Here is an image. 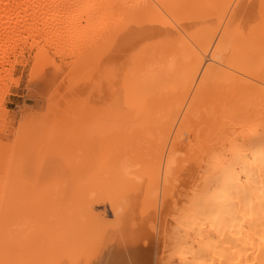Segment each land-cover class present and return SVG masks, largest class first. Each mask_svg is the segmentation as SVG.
Masks as SVG:
<instances>
[{"label":"bare ground","instance_id":"bare-ground-1","mask_svg":"<svg viewBox=\"0 0 264 264\" xmlns=\"http://www.w3.org/2000/svg\"><path fill=\"white\" fill-rule=\"evenodd\" d=\"M26 50L34 52L33 72L42 63L51 64L52 53L61 60L72 57L67 65L83 73L86 80L79 79L86 81L85 88L79 73L74 74L75 86L88 94L69 85L75 96H65L66 90L61 96L77 101L85 95L80 108L68 101L79 109H71L74 115L67 111L72 120L66 116L72 129H79L72 131L77 136L68 132L71 126L62 128L71 141L78 137L77 144L60 136L61 129L51 126L47 135L42 124L37 126L44 119L54 120L53 125L62 120L60 110L69 109L67 101L64 108L56 106L61 115L50 110L54 116L36 126L4 134L9 123L2 121L10 115L4 100L10 85L21 81L12 73L16 65L27 63ZM199 136L208 138L209 145L198 144L193 157L200 158L205 172H195L191 186L174 195L186 201L174 239L176 259L179 264H264V0H0V264H148L151 255L139 240L143 229L141 236L131 234L136 238L122 233L125 210L135 201L129 198L134 180L162 181L166 191L176 166V172L185 170L176 165L179 152H186L184 143ZM72 149L71 158L77 154L79 160L71 173ZM37 162L49 172L59 166L57 173L69 164L64 174L76 172L79 178L73 176L72 182L69 176V183L61 178L67 188L58 182L60 192H50L58 196L50 200L47 191L50 201L40 200L28 174ZM44 177L42 183L59 179ZM70 183L75 184L71 194ZM101 193L108 196L117 232L104 210H93L99 198L93 194ZM165 198L159 199L161 205ZM137 199L138 205H152ZM44 203L54 210L62 204L69 208L59 210L63 222L53 213L62 224L49 215L57 229L48 226L53 223L41 208ZM76 211L79 217L86 215L84 222L82 217L76 221Z\"/></svg>","mask_w":264,"mask_h":264},{"label":"rangeland","instance_id":"rangeland-1","mask_svg":"<svg viewBox=\"0 0 264 264\" xmlns=\"http://www.w3.org/2000/svg\"><path fill=\"white\" fill-rule=\"evenodd\" d=\"M28 50H26V52L24 53V59H25V61H27V63L26 64H24V67H23V64H18V65H16L15 67H14V70H13V73H12V77L13 78H17V77H20L21 78V81H19L18 82V84L16 83L17 81H16V79H13V82L15 83V84H17L16 86L13 84V85H10V87H9V89H8V91H9V94H8V92H7V95H6V97H5V100H4V105H3V107H5L4 109L5 110H7V112L8 113H10V115H9V117H7L4 121H2L4 124H2V125H5L6 123V125H8V123H9V125H8V127L5 129V127H4V134L5 135H8L10 132H11V134H12V136L14 135V134H16V133H18V131L20 132V131H23V130H20V129H22V126H24V125H26V127H25V130L28 128L29 129V127L31 126H33L32 124H35L34 126H36V123L39 121V120H43L44 118H45V116L47 117V116H50V115H52L51 117H53L54 115L53 114H50V113H52V112H54V114L57 112L58 114L60 113V111H63V112H61V113H65V114H63L62 116V120H59V122H61L60 124H63L62 126L60 125V124H58V123H55L54 125H53V121L54 120H51L52 118L51 117H48V118H51L50 120L52 121V124L51 123H49L48 122V120L49 119H44L45 120V122H44V120L41 122H38L37 123V126H40L39 125V123L40 124H42L40 127H42L43 126V129H44V131H43V133H46L47 135H48V133L49 132H51V131H53L52 129L53 128H51V126L53 127L54 126V129H56V130H58V129H61L62 130V128H66V129H68V127L69 126H71V127H69L70 129L68 130V132H70L71 131V134H73L74 136H77V134L75 135V133H73V132H77L78 130L77 129H72L73 127H74V125H69L70 124V122H68V118H70L72 115L70 114V117H69V113L67 114V111L69 112V110H70V112H71V109H73L72 108V106H70L69 107V105H70V103L68 102V101H70L71 100V103L72 102H75L74 104H73V106H77L78 105V107L81 105V101L80 100H85V95L86 94H88L86 91H85V89H83V88H85V84H86V81H84V82H82V80L83 79H85V77H84V75H83V77H82V72L80 71V70H74L75 69V67L73 68L72 66H68L67 65V63L69 64V62H72L73 60V58L72 57H70L69 58V56H67V57H65L63 60H65V61H63V60H61L60 59V57L59 56H56V55H54V54H52V53H50V59H51V64H49V63H42L41 64V66H39L40 68H37L36 69V71H34L33 72V66H34V63L36 62V60H35V58H34V52H30V54H29V51L27 52ZM53 55V56H52ZM31 56H33V58L31 57ZM27 57V58H26ZM70 60H69V59ZM32 59H33V61H32ZM32 61V62H31ZM69 61V62H68ZM67 62V63H66ZM32 64V66H30ZM64 64V65H63ZM29 65V66H28ZM67 65V66H66ZM43 66V67H42ZM26 67V68H25ZM42 68V72H41V70H39V69H41ZM49 68V69H48ZM23 69V70H22ZM60 69V70H59ZM47 70V71H46ZM38 71H40L41 72V74L38 72ZM55 71V72H54ZM58 71H60V72H58ZM74 73H73V72ZM76 71V72H75ZM40 74L39 76L40 77H37L38 76V74ZM75 73H79V74H77V78L79 79V78H83L82 80L81 79H79V84H80V86H82L83 84H84V86H83V88H81L80 86L78 87L79 89H77L76 90V86H78L79 84H78V82L76 83L74 80H78L77 78L75 79ZM34 74V75H33ZM71 74H73V79H72V81H74L75 83H73V82H71V80L69 79L70 77H72V75ZM78 75H80L79 77H78ZM31 77H34L33 78V81L35 82H29L28 80L31 78ZM37 77V78H36ZM54 77V78H53ZM39 78H41L40 80H39ZM49 79V80H48ZM53 79V80H52ZM58 79H59V81H58ZM62 79V80H61ZM46 80H47V82H46ZM68 80L71 82H68ZM86 80V79H85ZM37 81H40L39 82V84H37ZM50 81H52L51 83H50ZM66 81L68 82V83H66ZM80 81H81V83H80ZM27 82V83H26ZM28 82H29V84H28ZM34 83V85H33V87H32V84ZM49 83V84H48ZM27 84H28V86H27ZM42 84V85H41ZM68 84V85H67ZM73 84V85H72ZM78 84V85H77ZM46 85V86H45ZM51 87H50V86ZM67 85V86H66ZM69 85L71 86V87H74L75 85V91L74 92H76L77 91V93H78V91H79V93L78 94H83L84 92L83 91H85L86 92V94L85 95H83V98L81 97H79V100H77L76 101V98L75 97H72L73 99H70L69 100V98H66L65 97V100H62V99H64V96H63V94H64V92H65V90L66 91H68V93L67 92H65V96H67V97H70V95L72 96V94H73V96H75L74 94H76V93H72L73 92V90L71 89V87H69ZM31 86V87H30ZM39 87H40V89H39ZM44 88V89H42V88ZM49 87H50V89H49ZM56 87V88H55ZM88 87V86H87ZM31 88V89H30ZM34 88V89H33ZM68 90H67V89ZM70 88V89H69ZM52 89V90H51ZM81 89H82V91H81ZM30 90H33V91H30ZM44 90V91H43ZM51 92H50V91ZM88 91H89V87H88V89H87ZM46 91V92H45ZM72 91V92H71ZM35 92V93H34ZM72 93V94H70V93ZM44 93H46V94H44ZM68 94V95H67ZM63 98H62V97ZM78 96H80V95H78ZM77 96V97H78ZM59 98V99H58ZM62 98V99H61ZM74 98H75V101H72V100H74ZM67 99V100H66ZM78 99V98H77ZM48 100V101H47ZM60 100V101H59ZM62 101H63V103H62ZM64 101H67V103L66 102H64ZM52 102V103H51ZM60 102H61V104H60ZM68 105H66V104ZM80 103V104H79ZM47 104V105H46ZM54 104V105H53ZM64 104V105H63ZM29 106V107H28ZM56 106H60L61 108L63 107H65V106H67L68 108V110H66L65 108V110L64 109H61V108H58V110L59 109H61L60 111H56ZM82 106V105H81ZM41 107V108H40ZM54 108H55V110H54ZM75 108H77V107H74V109L72 110V111H74V112H76V111H78L77 109L75 110ZM80 108V107H79ZM35 109V110H34ZM48 109V110H47ZM52 111V112H50L49 113V111ZM30 111V112H29ZM47 111V112H46ZM56 111V112H55ZM65 111V112H64ZM34 112H35V114H34ZM40 112V113H39ZM25 113V114H24ZM56 113V114H57ZM61 113L59 114V115H61ZM72 113V112H71ZM77 113V112H76ZM34 114V115H33ZM37 114H39V115H37ZM44 114V115H43ZM46 114H49V115H46ZM73 115H74V113H72ZM13 116V120L11 119L12 118V116ZM27 115V116H26ZM29 115V116H28ZM30 115L32 116V117H30ZM43 116V117H41V116ZM15 116V117H14ZM25 116V118L23 119V117ZM66 116H68L67 117V119H66ZM27 117H29V118H27ZM41 117V118H40ZM16 118V119H15ZM30 119V120H27V119ZM9 119V120H8ZM15 119V120H14ZM23 119V120H22ZM33 119H34V123H33ZM71 120H72V117L70 118ZM28 121V123L30 124H28V123H24V121ZM15 121V122H14ZM19 121V122H18ZM21 121V122H20ZM37 121V122H36ZM46 121L48 122V123H46ZM31 122V123H30ZM11 123H15V126H13V127H15L14 128V130H13V128L12 127H10V124ZM68 123V124H67ZM22 124V125H21ZM51 124V125H50ZM66 124V125H65ZM13 125V124H12ZM20 125V126H19ZM46 126H48V127H46ZM73 126V127H72ZM18 127V128H17ZM44 127H46V129L44 128ZM55 127H57V128H55ZM2 128H3V126H2ZM9 128H11L10 130H9ZM75 128V127H74ZM8 129V130H7ZM65 129V130H66ZM74 130V131H73ZM8 131V132H7ZM16 133H15V132ZM48 131V132H47ZM73 131V132H72ZM65 131L64 130H62V133H64ZM67 132V131H66ZM66 133L67 134V136H66V134L64 133V135H62V134H60L59 133V131L57 132V133H59V135L60 136H64V138H67V140L66 141H68L69 143H73L74 142V144L76 143H78V141H79V139H78V137L77 138H75L76 140H78L77 142H75V141H71V136L69 135L70 133ZM8 133V134H7ZM42 133V134H43ZM55 133V132H54ZM56 134V133H55ZM72 135V136H73ZM66 136V137H65ZM90 136L88 135V138H89ZM200 138V140L198 139V137H196V138H192L193 140L192 141H194L193 143L194 144H192V141L189 143H184V146H185V148H186V152H182V153H184V155H182L180 152H179V155H178V161H177V164L176 165H179L178 163H180V165H182V166H180V168H182V170L183 169H185V170H183V172L181 173V172H176L175 170H176V168H177V166H176V168L173 170V172H172V177L173 176H177L178 178H180V180H176L175 181V177H173V178H171L170 179V183H167V189H166V191L164 190V189H162L163 187H164V183L162 182V181H159V180H156L155 182H147L148 180H146L147 179V177L145 178V177H140V178H137L136 180H134V182H135V186H134V188L132 189V192H131V195L132 196H130L129 198H131V199H133V200H135L134 202H133V205H132V203H129L130 204V207H131V205H132V207L130 208V207H127V209L125 210L126 211V213L127 214H125V217H124V228H122V233L124 234V235H126L127 236V232H128V234L130 233V235H129V237L131 236L132 238H136V236L135 235H140V232H141V230L143 229H145V231H148L149 233H150V235H149V233L148 232H145V231H143L142 230V232H144L143 234L141 233V239H139L140 238V236H139V238H137V239H139L140 240V242H142L141 243V245H143L144 246V252L146 251L147 253L149 252L150 254L149 255H151V257L149 258V261H148V264H179V262H178V259H176L177 257H176V255H175V248L176 247H174V245H175V237L178 235V233H177V226H178V223H179V217H180V212L182 211V209H184L185 207H186V205H185V203H186V201L183 199V198H181V197H178L177 195L179 194V192H185V190H187V188H189L190 186H191V177H192V175H194L195 174V172H197V173H204L205 172V170H204V164H203V162H201L200 161V158L199 157H196V156H194L193 157V155H194V153L196 152L197 153V151H199L198 149L201 147H197L198 146V144L200 145V144H202V142H203V145H202V147L203 146H205V145H209V143L207 142L208 141V138H202L201 136H199ZM74 138V137H73ZM87 137H86V139H88ZM202 138V139H201ZM92 139V137L91 138H89V141ZM206 139V140H205ZM72 140H74V139H72ZM187 141V140H186ZM185 141V142H186ZM199 141V142H198ZM195 143H197V144H195ZM189 144H191V145H189ZM205 144V145H204ZM188 145V146H187ZM194 148H193V147ZM192 147V148H191ZM195 147H197V150H196V148ZM191 148V149H190ZM196 151H195V150ZM194 150V151H193ZM72 151H73V149L72 150H70V154H69V157H70V159H71V161H73L72 159L74 158V157H76V158H74V163L75 164H73V162H69V164H72V166H71V169H70V172H71V170H73L74 168H76L77 166H76V164L78 163V160H79V157H77V154H75L74 155V157H72L71 158V156L70 155H72V154H74L76 151L74 150L73 152L74 153H72ZM220 151H224V149H222V148H220ZM181 155V156H180ZM191 156V159L193 160V163L195 164V165H192V161L189 159V157ZM65 156H68V154L67 155H65ZM64 156V157H65ZM73 156V155H72ZM186 156V157H185ZM198 156V155H197ZM63 157V156H62ZM68 157V158H69ZM182 157V158H181ZM193 157V158H192ZM67 158V157H66ZM78 158V159H77ZM183 158L184 159H189L190 161H191V164L188 162H186L185 160H183ZM199 158V159H198ZM41 160V157L39 158V160H38V162ZM62 160V159H61ZM63 160H64V158H63ZM62 160V162H64V161H66V160H64L63 161ZM69 160V159H68ZM68 160L66 161L67 163H68ZM179 160H180V162H179ZM36 163V165L33 167V171H30V172H28V174H30V183L31 184H33L34 185V189H35V192L39 195H37L38 197H40L39 199L40 200H44V198H47L49 195H47V191H49V193L51 192H53V194H56V193H54L55 192V190H58V187H60V185H61V187L63 186L64 188L66 187V185L69 183V176H68V174L66 175V173L64 174V172H66L65 171V168H66V170L68 169V165H67V163L65 162V164L64 165H62L61 167H65L66 165V167L63 169L62 168V170L64 171H62V170H60V171H62V172H60L61 173V175H62V177H60L61 175H60V173H57V172H59V166H57L58 167V170L57 171H55V169H57L56 168V165H55V167H54V165L52 166V168H53V170L55 171V173H57V175H58V177H59V179L57 180H54V182H56V183H48L47 181H44V179H43V181H44V183H42V178L44 177V178H48L49 176L47 175L48 173H49V175H50V177L47 179L48 181H49V179L51 178V181H52V176H56L57 177V175H55L53 172H51V171H53V170H50V172L49 171H47V170H44V167L42 168V166H41V163ZM185 164V165H184ZM197 164H198V166H197ZM75 165V166H74ZM189 165H191V166H189ZM36 167V168H35ZM73 167V168H72ZM186 167L188 168V169H186ZM190 168V169H189ZM35 169V170H34ZM38 169V170H37ZM41 169V170H40ZM189 170V171H188ZM192 170V171H191ZM199 170V171H198ZM35 171H37V173L35 172ZM38 171H40V172H38ZM43 171V172H42ZM68 171V170H67ZM176 173H175V172ZM32 172H35V173H32ZM42 172V175L40 174ZM45 172H46V175H45ZM48 172V173H47ZM189 172H191V173H189ZM52 173H53V175H52ZM72 173V172H71ZM75 173V175H73V176H75L74 178H77V180H78V178L79 177H77V173L76 172H74ZM34 174V176L32 177V175ZM37 174V175H36ZM64 174V175H63ZM174 174V175H173ZM40 175V176H39ZM60 175V176H59ZM66 175V176H65ZM42 176V177H41ZM73 176H70V181H72V182H74L75 181V179L74 180H72V177ZM78 176H79V174H78ZM27 177H28V175H27ZM35 177V178H34ZM36 177H37V179H36ZM41 177V178H40ZM56 177H54V178H56ZM183 177V178H182ZM61 178L63 179H66L67 180V178H68V183H67V181L66 180H64V182H66V183H62L63 181L61 180ZM32 179H34L33 181H32ZM38 179H40V180H38ZM45 179V180H46ZM139 179V180H138ZM37 180L38 181H41V183H37ZM143 180V181H142ZM145 180V181H144ZM185 182H184V181ZM32 181V182H31ZM175 181V182H174ZM182 183H181V182ZM46 182H47V184H46ZM50 182V181H49ZM58 182H61L60 183V185H58L59 183ZM158 182H160L159 184H161L160 186H159V184H158ZM76 183V182H75ZM77 183H78V181H77ZM152 183H154L155 185L153 186V184ZM184 183V184H183ZM189 183V184H188ZM44 184H46V186H44V187H47V185H49L48 186V190H47V188H44L43 187V185ZM54 185V186H52V187H50V185ZM57 184V185H56ZM66 184V185H65ZM71 184V183H70ZM157 184V185H156ZM173 184L175 185V187L173 186ZM181 184V186L179 187V185ZM183 184V185H182ZM72 185H74L75 186V184H71V188H69L68 189V191H70V190H72ZM76 185H78V184H76ZM171 185V186H170ZM190 185V186H189ZM42 186V187H41ZM163 186V187H162ZM170 186V187H169ZM178 186V187H177ZM38 187V188H37ZM56 188V189H54V188ZM161 187V188H160ZM168 187H169V189H168ZM173 187L175 188V189H173ZM42 188H43V190H42ZM63 188V189H64ZM67 188V187H66ZM65 188V189H66ZM76 188V187H75ZM149 188V189H148ZM42 190L43 192H41V193H39V191L38 190ZM54 189V191H52V190ZM62 189V188H61ZM74 189V188H73ZM76 189H78V188H76ZM160 189L161 190H163L165 193H164V195L165 196H162L163 195V191L161 192L160 191ZM38 192H37V191ZM44 190L46 191L45 193H44ZM51 190V191H50ZM136 190H137V192H136ZM155 190V191H154ZM169 190H172V191H169ZM177 190H179V192H176ZM59 192H60V189L58 190ZM73 191V190H72ZM174 191V192H173ZM57 192V191H56ZM66 192H67V190H66ZM135 192V193H134ZM140 192H142V193H140ZM172 192V193H171ZM48 193V194H49ZM51 193H50V196H51V198L50 197H48V199H45L44 201H46V200H48V202L53 198V199H55V197L56 196H58V195H54V197H52L53 196V194L51 195ZM62 193H64V195H65V192H63L62 191ZM61 193V194H62ZM162 193V194H161ZM60 193H59V195H61ZM68 194V193H67ZM70 194H71V191H70ZM69 194V195H70ZM74 194H79V192L77 191L76 193H74V192H72V195H74ZM137 194V195H136ZM160 196H159V195ZM175 194H177L176 196H174ZM46 195V196H45ZM68 195V196H69ZM71 195V198L73 197ZM94 196H97L98 195V200H96V201H94L95 203H94V205H93V210H96L95 211V213L98 211H100V210H104L105 211V215H106V218H105V220L107 219V218H109L108 220V222H109V224H112L113 225V231H114V228H116L114 225H116V224H114V220H115V218H112V216H113V214H112V211H113V209H112V207L110 206V203H109V199L107 198L108 196H106V198H105V196H104V193L102 194H93ZM103 195V196H102ZM146 195V196H145ZM169 197H168V196ZM36 196V199L38 198ZM61 196H63V195H61ZM60 196V197H61ZM67 196V195H66ZM159 196V197H158ZM74 197H76V195L74 196ZM73 197V198H74ZM146 198V200H148L152 205H145V204H142L143 203V201H142V203L141 204H139L138 205V201L136 202V200H138L137 198ZM166 197V198H165ZM176 197V198H175ZM49 198H50V200H49ZM163 198H165V200L164 201H162V203H163V205H161L159 202H160V200L161 199H163ZM57 199H58V197H57ZM55 200V201H58V200ZM63 199V198H62ZM62 199H61V201H62ZM69 199H70V197H69ZM76 199V198H75ZM74 199V200H75ZM160 199V200H159ZM178 199V200H177ZM66 200V199H65ZM63 201L64 203L65 202H67V201ZM71 201H72V199H70ZM70 200H68L69 201V203H70V205H68L69 203L67 202V204H65V205H68V207L69 206H71V201ZM107 200V201H106ZM182 200H183V202H182ZM61 201H59V203L61 204L62 202ZM140 201V200H139ZM156 201H158V202H156ZM99 202V203H98ZM141 202V201H140ZM139 202V203H140ZM52 203V202H51ZM59 203H58V206H59ZM73 203V202H72ZM76 203H77V201H76ZM124 203H126V202H124ZM137 203V204H136ZM157 203H158V205H157ZM183 204V206H182V204ZM52 204H55L56 205V203H52ZM52 204H50V203H48V204H46V203H44L43 204V206L44 207H41L42 209L44 208L46 211H47V214H48V216L49 215H52L53 213H56V215H57V212L59 213V210H61L62 211V208L65 206L64 204H62V205H64L63 207H62V205L58 208V209H53V208H56V207H51V206H53ZM97 204V205H96ZM159 204H160V206H159ZM180 204H181V206H180ZM31 205H33V204H31ZM30 205V206H31ZM74 205V204H73ZM125 205V204H124ZM127 205V204H126ZM156 205H157V207H156ZM35 206V205H34ZM40 206H42V205H40ZM146 206H148V208L146 207ZM159 206V207H158ZM67 207V206H66ZM74 207V206H73ZM97 207V208H96ZM99 207H100V209H99ZM184 207V208H183ZM50 208V209H49ZM52 208V209H51ZM95 208V209H94ZM159 210H158V209ZM178 208V209H177ZM43 209V210H44ZM63 209H65L64 211H67L68 212V210H69V208H67L68 210H66V208H63ZM154 209V210H153ZM49 210H53V212H51V214H49L50 212H49ZM109 210V211H108ZM128 210V211H127ZM134 210V211H133ZM181 210V211H180ZM60 211V212H61ZM73 211H75V210H72V212ZM78 211V210H77ZM75 212V214L77 215V220L76 221H78L79 219L78 218H80V217H82V218H80L81 219V223L82 222H84V218L86 219V215L84 216V215H82V214H80V217L78 216V212ZM79 211H80V209H79ZM158 211V212H157ZM63 212V211H62ZM61 212V213H62ZM132 212H135L134 213V216H133V213ZM130 213V214H129ZM132 213V214H131ZM158 213V214H157ZM46 214V215H47ZM64 214V213H63ZM66 214H68V213H66ZM74 214V215H75ZM84 214V213H83ZM54 215L55 214H53V216L52 217H54ZM59 215L60 216H58L57 218L59 219V217L61 218L60 220L62 221V217H63V215L62 214H60L59 213ZM70 215V214H69ZM127 215H129V218H128V216ZM156 215V216H155ZM71 216H72V214H71ZM83 216H84V218H83ZM108 216V217H107ZM126 216H127V218H126ZM52 217L51 216H49V218H50V221H51V219H52ZM65 217V216H64ZM67 217V216H66ZM65 217V218H66ZM73 217V216H72ZM114 217V216H113ZM135 217V218H134ZM56 217H54V219H53V221H55L56 219H55ZM74 218V217H73ZM112 218V219H111ZM126 218V219H125ZM68 219V218H67ZM135 219V220H134ZM74 220H75V218H74ZM131 220V221H130ZM157 220V221H156ZM64 221V220H63ZM62 221V222H63ZM86 221V220H85ZM88 221V220H87ZM155 223V224H152L153 222ZM178 221V222H177ZM52 222V221H51ZM50 222V223H51ZM79 222H80V220H79ZM91 222H93V219L91 220ZM111 222V223H110ZM131 223V224H129L128 225V223ZM48 223H49V220H48ZM53 224H50V225H48L47 224V222H46V224L48 225V226H55V227H53V228H55V229H57L56 228V226H58L59 224H62L61 222L60 223H58V220H56V223H58V225L57 224H54L55 222H52ZM86 223V222H85ZM87 223H89V222H87ZM116 223V222H115ZM77 224H78V222H77ZM90 224V223H89ZM47 225H45V226H47ZM130 225H131V230H132V232H131V230H130ZM155 225V227L156 228H154L153 226ZM158 225V226H157ZM166 225V226H165ZM165 227V228H164ZM50 228V227H49ZM52 228V227H51ZM52 228V229H53ZM136 228H137V230H136ZM158 228V229H157ZM163 228V229H162ZM54 229V230H55ZM134 229V230H133ZM140 230V231H139ZM157 230V231H156ZM159 230V231H158ZM59 231V230H58ZM118 231V228H116V232ZM124 231V232H123ZM126 231V232H125ZM165 231V232H164ZM56 232V231H55ZM54 231H52L51 230V234H56ZM115 232V233H116ZM137 232V234H135ZM158 232V233H157ZM133 233L135 234L134 236H132L133 235ZM145 233H147V236L149 237V239L147 238V236H145L146 234ZM132 234V235H131ZM145 234V235H144ZM171 235V236H170ZM92 237V236H91ZM95 239H96V237H98V233H97V236H96V234H95ZM94 237H92L93 239H94ZM128 237V236H127ZM130 237V238H131ZM138 237V236H137ZM143 238V239H142ZM147 238V239H146ZM94 239V240H95ZM93 242H95V241H93ZM97 242V241H96ZM148 243V244H147ZM94 244V243H93ZM156 247H155V246ZM152 248V249H151ZM149 250V251H148ZM125 252V251H124ZM158 252V253H157ZM155 254H156V256H155ZM157 257H159L158 258V261H157ZM151 261V262H150ZM156 261H157V263H156ZM154 262V263H153Z\"/></svg>","mask_w":264,"mask_h":264}]
</instances>
